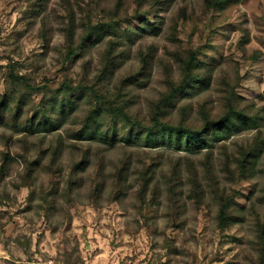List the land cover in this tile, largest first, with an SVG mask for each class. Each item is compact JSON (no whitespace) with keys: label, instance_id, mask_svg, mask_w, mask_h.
Wrapping results in <instances>:
<instances>
[{"label":"rangeland","instance_id":"obj_1","mask_svg":"<svg viewBox=\"0 0 264 264\" xmlns=\"http://www.w3.org/2000/svg\"><path fill=\"white\" fill-rule=\"evenodd\" d=\"M153 2L0 0V93L14 68L30 83L48 88L33 95L32 108L46 103L64 83L81 87L82 93L94 90L147 123L153 105L168 90V79H181V62L193 52L214 67L212 82L177 101L172 119L178 120L183 103H190L188 118L194 123L201 107L215 117L232 91L241 98L239 107L261 118L257 128L214 142L207 164L205 150L189 153L175 148L174 141L148 147L143 135L134 143L116 141L112 146L69 138L68 130L81 127L95 102L78 93L71 98L72 113L57 131L28 134L18 126H0V168L4 154L11 159L0 174V264L258 263L254 229L256 214L264 213V151L249 178L238 175L235 157L258 133L264 137V0H233L222 9L207 7L204 0H173L162 9ZM157 16L162 25L156 35L131 42L121 38L126 28ZM72 22L69 42L66 31ZM107 25L116 26L117 35L106 29L96 43L82 46L87 27ZM246 33L248 41L242 45ZM107 50L114 60L105 70ZM145 59L147 70L142 69ZM141 72L149 74L125 80ZM71 92L58 93L53 107L66 103ZM110 126L111 133H121L119 123ZM56 147L61 151L53 160ZM82 160L87 166L76 170ZM187 160L206 192L200 208L187 197ZM122 162L129 170L118 185L115 173ZM176 162L185 205L173 217L164 183ZM152 166L159 194L153 198L148 190L141 198L139 172ZM215 191L232 196L240 209L239 219L224 230L216 222Z\"/></svg>","mask_w":264,"mask_h":264},{"label":"trees","instance_id":"obj_2","mask_svg":"<svg viewBox=\"0 0 264 264\" xmlns=\"http://www.w3.org/2000/svg\"><path fill=\"white\" fill-rule=\"evenodd\" d=\"M172 1L154 0L153 5L162 9ZM231 1L233 0H204V3L207 7L222 9L228 6ZM156 18L154 21L144 18L138 27L126 28L121 33V38L131 42L143 36L156 35L162 25L160 16ZM74 27L75 25L72 22L67 28L66 34L69 42L73 41ZM106 29L117 35V27L113 25L87 27L82 37V46L88 48L91 44L96 43ZM247 41L248 34L246 33L242 45ZM70 54V56H73L75 53L70 50ZM194 54L191 52L189 58L182 60L180 65L181 79L178 82H174L171 78L168 79V90L153 105L147 123L133 117L124 108V105H114L94 90H90V94L86 93V91L82 93L84 89L81 87L76 88L64 83L52 91L53 94L46 103L41 104L40 107L32 108L33 95L40 92L45 93L48 88L46 85L38 86L30 83L27 77L18 75L15 73L14 68H11L8 73L9 83H7L5 91L2 94L0 93V126H18L19 131L27 132L28 134L57 131L63 126L65 118L70 112L72 113L74 107L71 98L73 94L78 93L82 98L90 99L92 97L95 102L85 116L81 127L68 130L67 136L69 138L75 140H98L112 146L116 141H121L123 144L134 143L138 136L143 135L146 141L144 144L148 147L170 146L171 142L174 141L173 145L175 148L188 151L189 153L205 150L207 154L206 163L210 164L212 151L209 149L212 148L214 142L220 143L233 136L234 132L257 128L258 121L261 118L239 107V99L241 100V98L229 91V94L224 98V107L219 115L211 117L205 107H201L199 109L200 119L194 123L195 121H190L188 118L192 110L190 103H183L178 107L180 115L177 118L178 120H173L171 111L176 106L177 101L193 94L194 91L209 88L212 82L214 67L207 62L197 60ZM113 58L111 50H107L104 56L105 70L108 69L109 64H113ZM149 64V61L145 59L142 69L147 70ZM139 74H141L142 78H145L149 72L137 73L128 76L125 80L130 82L137 81L139 80V77H137ZM61 92H71V94L66 103L62 101L59 104L60 107L56 109L53 106L56 103L57 94ZM116 123H119L121 127V133L118 135L109 131L110 125L113 124L115 126ZM60 151L61 149L57 147L51 150L53 160L58 158ZM263 151L264 137L258 133L253 142L242 148L239 155L235 157L238 175L242 178H249L258 157ZM2 157L1 175L6 172L11 161L8 154H4ZM228 163L227 160V166ZM86 164V160H82L76 164L75 169L82 171L87 166ZM128 170L129 165L126 162H122L115 173L118 185H122ZM187 170L189 183L187 197L193 201L196 208H200L205 203V189L190 160H187ZM154 174V166L145 167L139 172L138 194L141 198L146 196L148 190L152 192L153 198L158 196L160 187L154 182ZM182 185L181 169L179 162H176L164 183L165 197L173 217L180 216L185 205L182 197ZM95 189L98 190L97 187ZM215 193L219 202L216 222L218 228L224 230L239 219L238 211L240 209L234 205L232 196H225L218 191H215ZM119 194L120 192L116 193V196ZM254 230L258 253L257 264H264V213L262 215L256 214Z\"/></svg>","mask_w":264,"mask_h":264}]
</instances>
